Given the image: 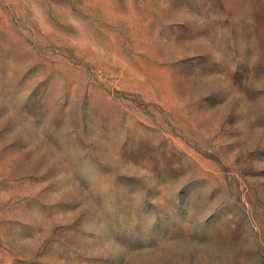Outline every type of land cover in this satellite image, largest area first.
I'll return each instance as SVG.
<instances>
[{
    "label": "rangeland",
    "instance_id": "obj_1",
    "mask_svg": "<svg viewBox=\"0 0 264 264\" xmlns=\"http://www.w3.org/2000/svg\"><path fill=\"white\" fill-rule=\"evenodd\" d=\"M0 264H264V0H0Z\"/></svg>",
    "mask_w": 264,
    "mask_h": 264
}]
</instances>
